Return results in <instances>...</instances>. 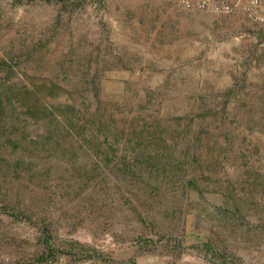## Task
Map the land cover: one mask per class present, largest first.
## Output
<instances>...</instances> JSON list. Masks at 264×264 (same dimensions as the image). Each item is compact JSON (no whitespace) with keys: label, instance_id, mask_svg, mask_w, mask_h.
<instances>
[{"label":"rangeland","instance_id":"obj_1","mask_svg":"<svg viewBox=\"0 0 264 264\" xmlns=\"http://www.w3.org/2000/svg\"><path fill=\"white\" fill-rule=\"evenodd\" d=\"M0 264H264V25L0 0Z\"/></svg>","mask_w":264,"mask_h":264},{"label":"built area","instance_id":"obj_2","mask_svg":"<svg viewBox=\"0 0 264 264\" xmlns=\"http://www.w3.org/2000/svg\"><path fill=\"white\" fill-rule=\"evenodd\" d=\"M189 12L231 15L237 10L258 25H264V0H177Z\"/></svg>","mask_w":264,"mask_h":264}]
</instances>
